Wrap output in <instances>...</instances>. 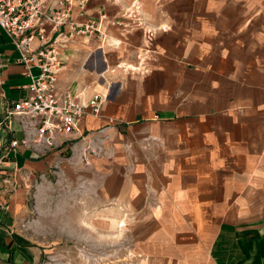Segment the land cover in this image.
<instances>
[{
    "label": "crops",
    "instance_id": "1",
    "mask_svg": "<svg viewBox=\"0 0 264 264\" xmlns=\"http://www.w3.org/2000/svg\"><path fill=\"white\" fill-rule=\"evenodd\" d=\"M162 4L72 3L75 24L98 21L100 13L105 19L98 22L101 36L72 33L57 43L56 90L82 106L93 93L105 96L98 114L82 117L77 134L87 135L84 143L99 132L110 136L109 156L91 158V165L104 168L113 217L132 220L136 264H264V130L251 133L237 117L248 110L238 58L218 54L205 62L188 41L177 45L174 18L157 13ZM45 33L63 39L48 25ZM16 57L0 32V179L14 185L18 171L32 176L54 154L61 165L58 155L78 140L76 134L50 148H8L24 137L18 119L5 118L29 80ZM23 204L18 188L6 202L0 194V264H40L39 250L5 241Z\"/></svg>",
    "mask_w": 264,
    "mask_h": 264
},
{
    "label": "rangeland",
    "instance_id": "2",
    "mask_svg": "<svg viewBox=\"0 0 264 264\" xmlns=\"http://www.w3.org/2000/svg\"><path fill=\"white\" fill-rule=\"evenodd\" d=\"M157 1L165 3L158 15L174 18L177 45L188 41L192 54L205 62L218 54L238 58L248 110H238L237 117L251 133L264 130V0ZM109 138L102 132L85 143L72 141L71 150L58 155L61 165L54 154L52 164L32 176L18 171L15 185L6 176L0 179L4 202L17 188L24 198L5 241L35 254L39 250L40 264H136L132 220L113 217L116 207L106 201L104 168L91 165V158L109 156ZM92 148L96 154L81 155Z\"/></svg>",
    "mask_w": 264,
    "mask_h": 264
},
{
    "label": "built area",
    "instance_id": "3",
    "mask_svg": "<svg viewBox=\"0 0 264 264\" xmlns=\"http://www.w3.org/2000/svg\"><path fill=\"white\" fill-rule=\"evenodd\" d=\"M85 1L0 0V32L7 36L16 50V61L29 79L25 85V97L12 102L5 110V118L18 119L24 133L21 141H9L8 148L28 143L43 148L53 147L57 140L78 133L79 123L86 113L98 114L105 100L104 94L93 93L86 106H82L73 94L56 90L60 66L57 43L66 42L72 33L94 32L101 36L98 22L105 19L103 13L98 15V21L89 20L82 24H75L69 17L70 5ZM46 25L56 33L55 36H62L63 39L48 38ZM63 26H66L65 30H62ZM31 68H35L36 72L32 73ZM132 70L147 72L143 65ZM86 136L80 133L75 138L83 140ZM86 154L96 153L94 148L81 152L84 157Z\"/></svg>",
    "mask_w": 264,
    "mask_h": 264
},
{
    "label": "bare ground",
    "instance_id": "4",
    "mask_svg": "<svg viewBox=\"0 0 264 264\" xmlns=\"http://www.w3.org/2000/svg\"><path fill=\"white\" fill-rule=\"evenodd\" d=\"M58 48V47H57ZM135 68V67H134Z\"/></svg>",
    "mask_w": 264,
    "mask_h": 264
},
{
    "label": "water",
    "instance_id": "5",
    "mask_svg": "<svg viewBox=\"0 0 264 264\" xmlns=\"http://www.w3.org/2000/svg\"><path fill=\"white\" fill-rule=\"evenodd\" d=\"M104 65V64H103Z\"/></svg>",
    "mask_w": 264,
    "mask_h": 264
}]
</instances>
